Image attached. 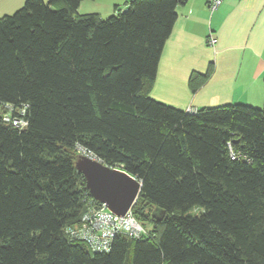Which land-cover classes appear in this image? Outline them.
<instances>
[{"label":"trees","instance_id":"trees-1","mask_svg":"<svg viewBox=\"0 0 264 264\" xmlns=\"http://www.w3.org/2000/svg\"><path fill=\"white\" fill-rule=\"evenodd\" d=\"M83 1L0 17V264H264V104L188 112L151 96L187 0H131L106 19ZM81 155L142 183L131 210L147 234L105 252L71 237L102 207Z\"/></svg>","mask_w":264,"mask_h":264},{"label":"crops","instance_id":"crops-1","mask_svg":"<svg viewBox=\"0 0 264 264\" xmlns=\"http://www.w3.org/2000/svg\"><path fill=\"white\" fill-rule=\"evenodd\" d=\"M26 1L0 0V17L14 14ZM176 11L151 96L185 111L227 104L263 106L264 0H224L214 12L206 0H187ZM211 36L214 46L208 43ZM207 72L208 79L193 92V75Z\"/></svg>","mask_w":264,"mask_h":264},{"label":"built area","instance_id":"built-area-1","mask_svg":"<svg viewBox=\"0 0 264 264\" xmlns=\"http://www.w3.org/2000/svg\"><path fill=\"white\" fill-rule=\"evenodd\" d=\"M224 0H206L209 9L214 12L223 3ZM209 45L214 46L216 39L211 36ZM198 110L189 108L188 112H197ZM7 122H12L16 127L24 128L27 122L24 119H11L5 117ZM68 233L79 242L85 243L92 251H109L114 238L119 235H126L136 239L147 234L145 227L135 218L132 210L124 216H118L110 212L105 206L101 208L91 207L89 212L83 216L81 227L70 228Z\"/></svg>","mask_w":264,"mask_h":264},{"label":"water","instance_id":"water-1","mask_svg":"<svg viewBox=\"0 0 264 264\" xmlns=\"http://www.w3.org/2000/svg\"><path fill=\"white\" fill-rule=\"evenodd\" d=\"M76 168L84 176L91 197L118 216L130 211L140 195L142 183L124 170L87 155L79 157Z\"/></svg>","mask_w":264,"mask_h":264},{"label":"rangeland","instance_id":"rangeland-1","mask_svg":"<svg viewBox=\"0 0 264 264\" xmlns=\"http://www.w3.org/2000/svg\"><path fill=\"white\" fill-rule=\"evenodd\" d=\"M130 1L131 0H84L78 12L80 14L100 12L102 17L106 19L114 14L113 8L115 6L119 5L120 8L125 9L126 3ZM112 3L116 5L112 7Z\"/></svg>","mask_w":264,"mask_h":264}]
</instances>
